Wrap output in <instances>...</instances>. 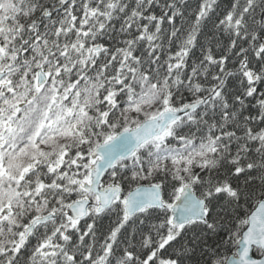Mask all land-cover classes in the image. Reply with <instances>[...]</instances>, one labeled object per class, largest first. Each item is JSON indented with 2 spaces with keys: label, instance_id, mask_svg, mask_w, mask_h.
Instances as JSON below:
<instances>
[{
  "label": "snow or ice",
  "instance_id": "1",
  "mask_svg": "<svg viewBox=\"0 0 264 264\" xmlns=\"http://www.w3.org/2000/svg\"><path fill=\"white\" fill-rule=\"evenodd\" d=\"M0 264H264V0H0Z\"/></svg>",
  "mask_w": 264,
  "mask_h": 264
}]
</instances>
